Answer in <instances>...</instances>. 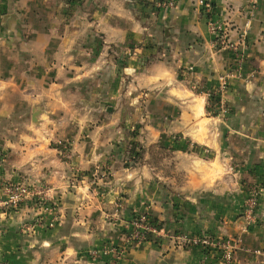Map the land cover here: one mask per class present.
<instances>
[{
	"label": "crops",
	"instance_id": "1",
	"mask_svg": "<svg viewBox=\"0 0 264 264\" xmlns=\"http://www.w3.org/2000/svg\"><path fill=\"white\" fill-rule=\"evenodd\" d=\"M79 1L0 0V198L7 182L48 186L64 211L55 228L28 234L24 226L43 212L32 204L0 212V264H93L88 252L118 240L144 213L160 234L118 264H225L209 249L181 246V235L238 240L231 264H264V0ZM216 24L238 44L239 62L219 45ZM110 49L135 54L120 66ZM64 80L89 82L78 96L93 109L79 113H111L120 93L129 111L145 113L141 163L118 166V131L127 126L113 121L92 130L108 129V144L81 138L71 160L61 156L58 141L69 137L62 112L72 106ZM223 81L227 118L208 108ZM157 146L171 152L169 166L153 164ZM96 170L107 180H92Z\"/></svg>",
	"mask_w": 264,
	"mask_h": 264
},
{
	"label": "rangeland",
	"instance_id": "2",
	"mask_svg": "<svg viewBox=\"0 0 264 264\" xmlns=\"http://www.w3.org/2000/svg\"><path fill=\"white\" fill-rule=\"evenodd\" d=\"M70 2H72V4H74L76 2V6H78V3L80 1L79 0H70ZM165 7H169V5H166ZM170 8H172V7H170ZM87 20H89V18H87ZM99 37L100 36H98L97 39H100ZM108 50H109V48H108ZM110 50H111L110 54H108L107 56L109 58L111 57L112 58L111 60H113V61H115V60L118 61L120 66H124V64L126 62L125 60L127 58L133 57L135 54V52H130L129 50H123V52L122 51L120 52V50H118V51L116 50L117 54H118V56L116 57V54L113 51L114 49H110ZM72 60L75 61L76 60L75 57ZM71 68H73V67L71 66ZM71 70L72 69H69L70 72L75 71V70H72V71ZM70 79H73V78L70 77L69 80ZM187 81L190 82V78H187ZM43 82H44L43 80L39 82V85H41L39 87L40 90L43 89V87H42ZM78 82L76 81L74 83L72 81L64 80V82L60 81L61 84H59V85L64 86V88H66V87L68 88V95H70L69 96L70 103H72L71 111H66V113L62 112V116L65 117L66 119L61 120V121H63L64 124L66 125L65 133H69L68 134L69 137L66 138L67 140H63L64 142L58 141V148H59V152H60L61 156L67 158L68 160H71L73 152H75V149H77V147H78L77 145H78L79 140L81 138H82V140L84 139L83 143L94 142V137L96 136V134L95 135L93 134V132H92L93 128L98 126V125H101V124H104V125L106 123L109 124L110 121H113V123L117 124V126H119V127L122 124L127 126V129L125 132H122L121 130L118 131V135H119L118 138L119 139H118V144L116 146H117V151H118V155H119L118 160H120V161L122 160V163H119L118 166L121 167V164L125 167H126V165L129 166V162L132 163L131 166H135V165L137 166V164L142 162L143 155L145 154V151L147 150V148H144L139 143L140 142L139 137L143 136V133H144L142 130V115L145 113H142V111H139V110L134 111V112L129 111L128 110V107H129L128 104H129L130 100L127 101V99L124 98L123 93H120L116 99L115 98L113 99V101L116 100L117 103H116V106H114V104H112L111 107L114 109H113V112H111V113L107 112V108L106 107L104 108V106H102V109L98 113L90 112V111L79 113V111L81 109L90 110L93 108H91V106H89L88 104H86L87 106H85L83 104V102H81L82 101L80 99L81 97L79 98V96H78V91L80 89H82L84 86L88 87L89 82L88 83H86V82H83V83L79 82L78 83ZM50 83L51 82H48L49 86L51 85ZM72 83H74V84H72ZM208 96H209L208 97V99H209L208 108H209L210 112L212 111L211 113H213L216 116L219 115L221 118H227L229 115V110H228L227 104L225 102V99L222 97V95H221V97H219L218 95H215V91L213 90L208 94ZM144 97H142L140 99V101H137L138 103H137L136 107L138 106V104H140L143 101ZM215 98L217 99L216 102H214ZM135 99L138 100L139 98L136 97ZM140 110H143V108H140ZM223 111H226V112H223ZM136 118H138V119H136ZM8 134H10L9 131H8ZM98 136H103V138H102V139H104L103 142L105 144H108L106 140L107 139L110 140V137L112 135L109 133L108 129L101 128L96 137H98ZM85 139H88V141H86ZM158 149L162 150L163 148L158 147ZM158 149H155L154 152L157 153ZM170 153L165 151L163 156L159 157L161 161L158 162L157 165L155 164V166L157 168H160L161 167L160 163L164 164V161L167 162V165L168 164L170 165L171 160H172V156H170ZM124 158H125V160H124ZM106 170H108V172H110V166L108 165V163H105L103 168H102L103 172H105ZM93 174L94 175L92 176L91 179L94 181H97V183H98V180H100L101 182L107 180V177H103V176L100 177L99 176L101 174V171L96 170ZM107 175H108V173L106 174V176ZM74 180H78V178H74ZM94 181H92V184ZM46 187H48V186H46ZM53 193H54V196L56 197V202L54 203V207H53V213H54L55 217H57L58 220L60 221V219H61L60 214H62V212H64L62 210V207H60L62 205V201H61L62 197H60L61 194H59L57 191H54ZM253 195L254 194L252 193L251 196H253ZM256 198L259 201V194L258 193H257ZM118 207H120V206H118ZM45 214L43 215V219L45 221H48L52 218L51 213H45ZM116 214H117L116 211L114 212V214L107 212L105 216H106V219L108 221H112L113 218L116 217V216L114 217V215H116ZM47 216L50 218L49 219L45 218ZM113 241H116V240H113ZM113 241H111V242H113ZM97 263H99V262H97Z\"/></svg>",
	"mask_w": 264,
	"mask_h": 264
},
{
	"label": "built area",
	"instance_id": "3",
	"mask_svg": "<svg viewBox=\"0 0 264 264\" xmlns=\"http://www.w3.org/2000/svg\"><path fill=\"white\" fill-rule=\"evenodd\" d=\"M257 1V0H255ZM199 7L208 10V6L200 1ZM212 32L219 34V45L229 48L238 54V44L229 43L227 36H223L222 26L216 24L211 28ZM241 54H238L237 61L240 59ZM239 62V61H238ZM239 64V63H238ZM239 70V68H237ZM227 81H223L220 87L215 91V95L221 97L226 89ZM219 93V94H218ZM226 112V111H223ZM2 198H0V212H7L10 210L18 209L25 204H32L33 208L39 212L51 213L52 218L48 221L43 219V213H40L35 223L24 226V234L33 231L35 227L46 226L49 229L54 228L58 224V218L53 213L54 203L56 197L51 188L39 185H24L18 183L7 182L2 187ZM254 195L250 196L247 200L244 210V217L248 225L254 223L255 213L258 208V199L256 198L257 190L252 192ZM159 230L151 225L150 215L142 214L135 217L124 226V231L118 240L111 242L103 250H92L88 252L87 257L92 263H97L105 258H110L107 264H118L129 253L130 249L134 246H142L150 241L153 236L159 235ZM178 243L186 247H203L221 256L222 262L231 264L234 260V254L240 247V242L235 239H217L207 236H189L181 235L178 237Z\"/></svg>",
	"mask_w": 264,
	"mask_h": 264
},
{
	"label": "trees",
	"instance_id": "4",
	"mask_svg": "<svg viewBox=\"0 0 264 264\" xmlns=\"http://www.w3.org/2000/svg\"><path fill=\"white\" fill-rule=\"evenodd\" d=\"M214 100H215L214 102L217 101L216 98ZM155 149H158V147H152V148H150V153H151V157H152L153 164L154 165L155 164L157 165V163L161 161L159 157L160 156H163V154L165 153V150L164 149H162V150L161 149H158L157 150V153H155L154 152ZM150 219H151V225L154 226V227H156L158 229L159 227L155 225V223H154V221L152 220L151 217H150Z\"/></svg>",
	"mask_w": 264,
	"mask_h": 264
},
{
	"label": "water",
	"instance_id": "5",
	"mask_svg": "<svg viewBox=\"0 0 264 264\" xmlns=\"http://www.w3.org/2000/svg\"><path fill=\"white\" fill-rule=\"evenodd\" d=\"M39 111H40V110H34V111H33V114H32V122L35 123V124H37V122H38V121H37V118H38V116H39Z\"/></svg>",
	"mask_w": 264,
	"mask_h": 264
}]
</instances>
